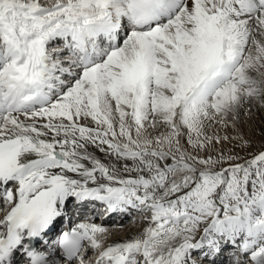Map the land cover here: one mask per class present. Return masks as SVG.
<instances>
[{
    "label": "snow or ice",
    "instance_id": "1",
    "mask_svg": "<svg viewBox=\"0 0 264 264\" xmlns=\"http://www.w3.org/2000/svg\"><path fill=\"white\" fill-rule=\"evenodd\" d=\"M258 126L264 0H0V264H264Z\"/></svg>",
    "mask_w": 264,
    "mask_h": 264
},
{
    "label": "rangeland",
    "instance_id": "2",
    "mask_svg": "<svg viewBox=\"0 0 264 264\" xmlns=\"http://www.w3.org/2000/svg\"><path fill=\"white\" fill-rule=\"evenodd\" d=\"M254 140H255V143L253 144V149L258 150V149L260 148V146H261V142L264 141V136H260V137L254 138ZM253 149H249L248 151H251V150H253ZM237 151H239V150H237ZM240 155H241V156H244V155H245V152H244V151H240ZM125 223L127 224L128 222L125 221ZM129 227L132 228L131 225H129V226H128L124 231H122L121 233L123 234V233L127 232L128 229H129ZM133 228H134L135 230H137V231H138V229H139V228H135V227H133ZM139 230H140V229H139ZM119 235H121V234H119ZM123 238H125V236H124Z\"/></svg>",
    "mask_w": 264,
    "mask_h": 264
},
{
    "label": "bare ground",
    "instance_id": "3",
    "mask_svg": "<svg viewBox=\"0 0 264 264\" xmlns=\"http://www.w3.org/2000/svg\"><path fill=\"white\" fill-rule=\"evenodd\" d=\"M244 131L247 133V132H248V129L245 128ZM260 136H261V135H260V127L258 126V127L256 128L254 138H257V137H260ZM98 155H99V153H98ZM74 219H76V218H74ZM109 223H110V222H109ZM131 227H132V228L129 227L128 231L125 232V233H123V234L120 232L121 235H118V236L116 237V239H124L123 237L125 236V238H126V237L129 235V232H130V231H137V230H135V229L133 228L134 226H131ZM138 231H139V229H138Z\"/></svg>",
    "mask_w": 264,
    "mask_h": 264
}]
</instances>
